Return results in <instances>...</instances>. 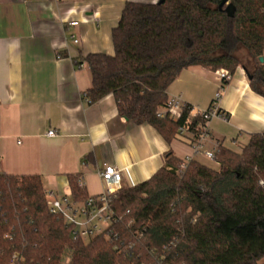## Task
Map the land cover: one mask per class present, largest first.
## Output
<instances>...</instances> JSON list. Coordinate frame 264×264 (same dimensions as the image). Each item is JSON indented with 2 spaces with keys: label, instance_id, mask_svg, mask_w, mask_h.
Segmentation results:
<instances>
[{
  "label": "trees",
  "instance_id": "obj_1",
  "mask_svg": "<svg viewBox=\"0 0 264 264\" xmlns=\"http://www.w3.org/2000/svg\"><path fill=\"white\" fill-rule=\"evenodd\" d=\"M128 1L111 31L113 55L84 58L91 75L89 102L112 94L120 116L153 126L166 141L188 118L160 117L166 90L180 71L202 66L230 75L243 66L250 88L264 96V0ZM230 4V8L227 5ZM246 50L252 68L236 57ZM226 82V81H224ZM223 82V83H224ZM218 168L165 154V167L109 197L113 217L105 231L73 239L63 219L49 212L39 175H0V264L14 251L23 264H258L264 258V132L251 134L239 152L218 144ZM71 199H86L69 176ZM128 247L126 251L117 253Z\"/></svg>",
  "mask_w": 264,
  "mask_h": 264
},
{
  "label": "crops",
  "instance_id": "obj_2",
  "mask_svg": "<svg viewBox=\"0 0 264 264\" xmlns=\"http://www.w3.org/2000/svg\"><path fill=\"white\" fill-rule=\"evenodd\" d=\"M128 1L158 0H0V175H39L48 202L71 199L69 176L81 179L86 196H99L104 165L120 169L121 187H131L165 167L166 153L191 154L188 135L166 141L153 126L128 121L112 94L86 98L84 58L113 55L111 31ZM218 90L215 104L225 119L209 120L205 149L227 133L247 142L264 132V96L250 88L241 65L224 83L216 71L186 67L166 94L190 105L192 115Z\"/></svg>",
  "mask_w": 264,
  "mask_h": 264
},
{
  "label": "built area",
  "instance_id": "obj_3",
  "mask_svg": "<svg viewBox=\"0 0 264 264\" xmlns=\"http://www.w3.org/2000/svg\"><path fill=\"white\" fill-rule=\"evenodd\" d=\"M218 79L221 82L227 81L230 78V73L226 69L216 70ZM221 90V89H220ZM220 95L218 90L215 93L214 101L206 108L197 110L192 116H198L204 121L195 126V131L192 133L188 130L190 118H188L181 126L178 127L177 135H188L190 137L191 154L183 157L180 162L179 171H183L188 163L197 155L203 156L214 161V152L219 143H215L211 150L205 149L203 143L209 137L208 122L213 117L225 119V115L216 108V100ZM88 100V99H87ZM89 102V100H88ZM191 107L182 102L179 97L168 98L166 104L157 111V115L163 117L169 115L174 119L181 116L183 108ZM192 111V107L190 112ZM48 136L55 134L54 130H49L46 133ZM99 176L103 182L104 190L99 196H87L81 203H76L72 199L62 197L53 199L48 202V210L54 215L60 216L70 229L73 239L79 238L85 240L106 230L112 220L113 213L109 207V197L121 188V171L113 165H104L100 170ZM78 186L83 187V182L78 179ZM78 204V205H77ZM117 253L126 251L128 247L119 249L114 246ZM7 264H23V258L19 252L14 251ZM62 264H68V260Z\"/></svg>",
  "mask_w": 264,
  "mask_h": 264
},
{
  "label": "rangeland",
  "instance_id": "obj_4",
  "mask_svg": "<svg viewBox=\"0 0 264 264\" xmlns=\"http://www.w3.org/2000/svg\"><path fill=\"white\" fill-rule=\"evenodd\" d=\"M236 53V57L238 58V60L241 62V64L245 65L247 68H252L253 66V61L250 60L246 50L242 47H237L235 50ZM262 57H264V54H262ZM261 62V61H260ZM264 62V61H262ZM216 119L217 117H213L212 119ZM231 133H233L231 131ZM228 135H226L224 141H222V143H220L221 145H223L226 148L231 149L232 151L235 152H239L242 148V146L246 143V141L244 140V138L241 137H237L236 134L233 133V135L231 136L230 133H227ZM200 156V155H199ZM200 163H202L203 165L212 168V169H217L218 166L216 164L215 161L207 159L203 156H200ZM89 239H85V241H88ZM258 264H264V258H261L258 262Z\"/></svg>",
  "mask_w": 264,
  "mask_h": 264
},
{
  "label": "water",
  "instance_id": "obj_5",
  "mask_svg": "<svg viewBox=\"0 0 264 264\" xmlns=\"http://www.w3.org/2000/svg\"><path fill=\"white\" fill-rule=\"evenodd\" d=\"M162 0H158V2H161ZM224 3H227V0H222L219 4V8H221V6L224 4ZM230 8V4L227 5V8L226 9H229ZM259 61H264V57H259Z\"/></svg>",
  "mask_w": 264,
  "mask_h": 264
}]
</instances>
